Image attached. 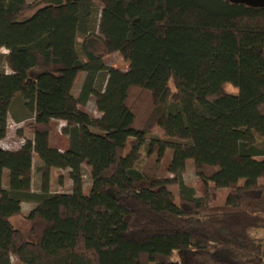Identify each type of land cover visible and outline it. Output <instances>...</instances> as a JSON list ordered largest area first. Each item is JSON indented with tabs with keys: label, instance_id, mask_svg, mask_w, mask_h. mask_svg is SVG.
<instances>
[{
	"label": "trees",
	"instance_id": "16d2710c",
	"mask_svg": "<svg viewBox=\"0 0 264 264\" xmlns=\"http://www.w3.org/2000/svg\"><path fill=\"white\" fill-rule=\"evenodd\" d=\"M95 3L100 32L90 28ZM2 49L11 72L0 70V139L17 101L34 115L26 124L34 138L17 150L0 145V264H264V5L0 0ZM111 52L128 69L108 66ZM102 70L108 78L97 90ZM134 89L153 97L144 125ZM91 95L100 118L81 107ZM56 120L67 123L64 150L50 142ZM156 126L170 138L149 139ZM145 145L156 166L172 150L178 196L136 165ZM34 154L44 167L40 190L32 189ZM189 160L201 195L182 176ZM52 167L69 169L72 192L50 190ZM219 188L229 192L214 203ZM24 202L34 204L26 214Z\"/></svg>",
	"mask_w": 264,
	"mask_h": 264
},
{
	"label": "rangeland",
	"instance_id": "374dc122",
	"mask_svg": "<svg viewBox=\"0 0 264 264\" xmlns=\"http://www.w3.org/2000/svg\"><path fill=\"white\" fill-rule=\"evenodd\" d=\"M32 0H27V3L31 2ZM101 10L102 5L99 3H95L93 6V12L91 14V22L90 28L92 31L100 32V19H101ZM83 37L82 33L78 34L77 37V46L81 57H84V53L81 47V38ZM2 53L0 54V70L5 72H11V68L7 62L6 56V49H2ZM106 63L108 66H112L114 68L120 70H126L129 67V60L122 55L120 52H111L106 58ZM107 71L102 70L97 75V81L95 85V89L103 90L105 88L106 80H107ZM86 73L81 72L78 76V82L73 87V94L78 96L80 93L81 86L83 84L84 78ZM222 91L223 92H237V88L229 83L222 84ZM175 93V91H174ZM152 94L149 91L141 90V89H134L132 95V105L137 113V121L139 125H144L147 122L153 105H152ZM173 102L178 100V96L175 94L172 95ZM84 110L90 112L96 118H100L102 113L98 111L96 106V96L91 95L89 101L86 105L81 106ZM15 116H22L26 117L23 119L22 123H18L15 121ZM34 115L31 111H28L24 108L22 102H14L11 107V111L8 118V132L6 137L0 142V145L4 148L17 150L26 140H32L34 138V134L32 131L28 129L26 124L32 121ZM17 120V119H16ZM66 122L61 121H54V128L50 135V142L53 146L64 150L68 144V136L64 133L63 127ZM95 130H97L95 128ZM150 138H157L161 142L162 140H168L170 137L166 134L165 130L160 127L156 126L153 128L152 132L150 133ZM176 140V138H175ZM178 140V139H177ZM128 151V150H127ZM172 157V150L167 149L165 157L162 159L160 164L156 166L154 161V156L149 155L146 150V145L142 147L136 165L146 171L149 175L154 174L159 179H166L168 181V188L175 194L179 195V185L174 177V174L168 171V165ZM202 160L206 159V155L202 152L201 156ZM44 167H42L41 159L37 154H34L33 158V166L31 170V177H32V189L40 190L42 185V172ZM6 172L2 179V186L8 187L9 185V177L7 176ZM182 176L184 181L187 185L192 186L198 193V195L202 194V182L198 177L195 169V164L193 160H189L186 164L182 172ZM264 179V172L262 175ZM92 183L91 178V167L85 164L84 170V177H83V190L85 192L88 191L90 185ZM74 183L73 180L70 178L69 169H62L52 167L50 168V190L53 192H72L74 190ZM229 189L227 188H219L216 199L214 203H223L228 195ZM24 214L28 213L33 207L34 204L24 202L22 204ZM16 261V259H15Z\"/></svg>",
	"mask_w": 264,
	"mask_h": 264
},
{
	"label": "water",
	"instance_id": "95a60500",
	"mask_svg": "<svg viewBox=\"0 0 264 264\" xmlns=\"http://www.w3.org/2000/svg\"><path fill=\"white\" fill-rule=\"evenodd\" d=\"M232 1L242 2L254 6L264 5V0H232Z\"/></svg>",
	"mask_w": 264,
	"mask_h": 264
},
{
	"label": "crops",
	"instance_id": "0c3cea01",
	"mask_svg": "<svg viewBox=\"0 0 264 264\" xmlns=\"http://www.w3.org/2000/svg\"><path fill=\"white\" fill-rule=\"evenodd\" d=\"M6 54H8V53L6 52ZM77 82H78V79H77L76 83H77ZM76 83H75V85H76ZM75 85H74V86H75ZM15 118H19L18 120H21V121H17V120L15 119V121L18 122V123H22V122L24 121L22 116H17V117H15ZM58 121L65 122V121H63V120H58ZM63 125H64L63 127H66L67 123H66V124H63ZM3 139H4V138H3ZM3 139H0V142H1ZM6 171H7V170H6Z\"/></svg>",
	"mask_w": 264,
	"mask_h": 264
}]
</instances>
